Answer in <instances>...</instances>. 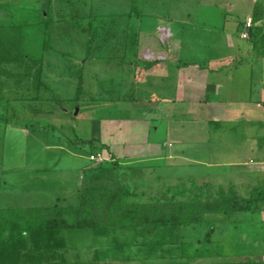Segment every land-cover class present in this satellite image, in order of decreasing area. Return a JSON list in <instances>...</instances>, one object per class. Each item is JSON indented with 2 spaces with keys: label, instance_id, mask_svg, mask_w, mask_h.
Segmentation results:
<instances>
[{
  "label": "rangeland",
  "instance_id": "1",
  "mask_svg": "<svg viewBox=\"0 0 264 264\" xmlns=\"http://www.w3.org/2000/svg\"><path fill=\"white\" fill-rule=\"evenodd\" d=\"M14 1L0 7V264H264V248H235L216 231L205 240L222 205L181 207L169 222L163 196L190 198L193 175L122 136L126 98L148 93L135 86L147 75L137 65L168 43L161 30L173 19L217 20L213 3L236 1L230 15L244 18L243 0ZM124 65L134 69L126 81ZM241 171L193 178L244 195L264 182Z\"/></svg>",
  "mask_w": 264,
  "mask_h": 264
},
{
  "label": "crops",
  "instance_id": "2",
  "mask_svg": "<svg viewBox=\"0 0 264 264\" xmlns=\"http://www.w3.org/2000/svg\"><path fill=\"white\" fill-rule=\"evenodd\" d=\"M14 2L0 1L2 11L3 5L19 6ZM243 2L247 8L241 19L230 15L236 1L210 4L217 20L202 26L194 20L173 19L170 29L161 30L169 34L167 45L162 47L157 38L160 47L150 51L154 60L137 65L138 74L147 75H137L135 86L148 93L141 91L146 100L136 95L126 98L130 120L122 136L132 141L131 146L150 147L151 155L161 156L163 167L188 169L190 175H207L211 180L219 168L243 170L240 175L261 174L264 180V53L257 50L264 41V0ZM201 27L207 35L198 32ZM133 71L124 65L122 80ZM229 174L234 179L235 174ZM263 214H245L249 220L247 216L234 231L233 239L239 240L230 241L229 224L221 232L235 248H264Z\"/></svg>",
  "mask_w": 264,
  "mask_h": 264
},
{
  "label": "trees",
  "instance_id": "3",
  "mask_svg": "<svg viewBox=\"0 0 264 264\" xmlns=\"http://www.w3.org/2000/svg\"><path fill=\"white\" fill-rule=\"evenodd\" d=\"M257 50L259 52L264 53V41H261L260 44H258ZM1 51V50H0ZM159 163V165L162 164V162H156ZM111 169H105L101 171V176L102 175H107L110 173ZM98 178L96 179L95 177ZM190 177V176H188ZM195 176H192L191 178V184H195L198 187L195 188L194 191H192V195L190 198L187 200L181 199L180 197L178 198V203H174L173 201L175 200L176 197H174V194H172L171 199H167L168 197L165 195L163 196V199L168 201L165 208H166V214L169 222L173 220L172 215H174V211L177 212L178 210L182 211L180 209L181 207H187L188 210L191 211L190 207H207L212 204V209L216 205H222L223 210V220L220 222V224L212 221V223L209 224V228L207 231V234L205 235V240L207 242H210L211 237L213 236L214 232L216 231V234H219V232L222 231V228L224 225L229 224L230 225V231L229 233H233L235 230L238 229L239 223H244L245 218L248 215H245L246 213H253V214H259L262 211L260 210L262 205L264 204V182L262 184H259L257 186L252 187L247 195H241L235 190H225L224 188L221 187H216L213 182H207L204 181L201 183L202 180L198 181L196 178H193ZM100 175L96 174L94 175V181L95 182H101L100 180ZM179 180H181L179 178ZM93 181V182H94ZM91 182V181H89ZM87 184H89L87 181H85V186L84 190L86 191L87 189ZM167 197V198H166ZM178 197V196H177ZM142 208H146V204L143 206L141 204ZM155 212L158 207H154ZM205 214V213H204ZM211 216V215H210ZM196 223L201 224L202 220H197L193 221ZM168 224V221H167ZM206 224V223H205ZM223 224V225H222ZM161 229V227L159 226ZM168 230H166L167 234H173V228L168 227ZM153 232L158 231L156 227L152 228ZM161 235L165 236V233H161ZM55 245H59L58 243H55ZM49 247V246H47ZM225 264H233V262H225ZM247 264H263L260 262H254V261H249Z\"/></svg>",
  "mask_w": 264,
  "mask_h": 264
},
{
  "label": "built area",
  "instance_id": "4",
  "mask_svg": "<svg viewBox=\"0 0 264 264\" xmlns=\"http://www.w3.org/2000/svg\"><path fill=\"white\" fill-rule=\"evenodd\" d=\"M251 23H252V22H251V21H249V22H248V26H251ZM92 158H95V157L93 156Z\"/></svg>",
  "mask_w": 264,
  "mask_h": 264
}]
</instances>
